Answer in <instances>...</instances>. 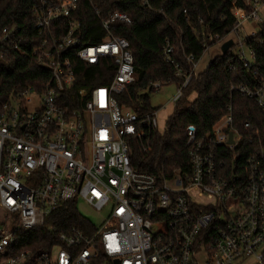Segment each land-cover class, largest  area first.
<instances>
[{"label": "built area", "instance_id": "2783aa9c", "mask_svg": "<svg viewBox=\"0 0 264 264\" xmlns=\"http://www.w3.org/2000/svg\"><path fill=\"white\" fill-rule=\"evenodd\" d=\"M36 1L40 42L31 55L48 79L42 90L27 87L0 103V264H199L200 255L204 264H264V143L240 161L242 134L233 125L231 101L209 133L198 136L192 125L186 127L187 177L159 180L134 169L130 141L143 142L157 129V109L137 114L116 98L134 82L135 71L129 42L108 31L130 18L108 13L101 22L107 34L84 44L74 17L79 0ZM234 3V27L202 45L205 51L232 40L228 51L254 79L230 85V94L252 100L264 115V70L246 44L255 30L243 28L261 21L264 0ZM9 32L2 28L0 42ZM172 51L166 43L164 60L178 82L155 81L150 91L173 84L175 105L199 58L186 55L184 70ZM84 65L111 68L113 74L105 83L87 84ZM72 200L96 211L107 207L108 213L90 233L46 223ZM43 228L44 248L22 247L26 233Z\"/></svg>", "mask_w": 264, "mask_h": 264}, {"label": "trees", "instance_id": "16d2710c", "mask_svg": "<svg viewBox=\"0 0 264 264\" xmlns=\"http://www.w3.org/2000/svg\"><path fill=\"white\" fill-rule=\"evenodd\" d=\"M233 0H79L74 17L81 22L84 44L100 42L107 33L102 20L111 12H123L130 23L115 22L109 33L124 37L129 42L133 58L135 80L116 96L118 103L137 114L150 112V88L155 81L174 80L173 65L164 60L163 47L169 43L171 58L184 70L189 69L186 55L195 60L204 52L202 43L209 36H223L235 25L231 13ZM243 6L244 0H234ZM36 0H0V36L2 28L10 32L0 42V103L8 95L31 87L43 89L48 71L39 66L31 50L39 44L40 36L34 28L33 9ZM211 44V43H209ZM254 52L255 63L264 70V20L255 34L246 39ZM83 66V65H82ZM86 83H105L113 74L111 68L84 65ZM254 76L241 69L231 50L220 53L201 72L192 75L182 97L173 107L162 133L157 130L140 142L130 141V163L136 170L154 175L157 179L170 178L179 173L189 175L186 127L192 125L198 136L210 132L213 123L224 113L231 101L233 125L242 134L237 152L243 161L253 148L264 143V115L256 104L238 94H230V85H250ZM193 95L191 100L188 99ZM249 127L245 128L244 123ZM59 230L70 227L90 233L93 224L78 211L76 201L61 203L46 219ZM43 229L26 233L22 247L44 248L40 238Z\"/></svg>", "mask_w": 264, "mask_h": 264}, {"label": "rangeland", "instance_id": "374dc122", "mask_svg": "<svg viewBox=\"0 0 264 264\" xmlns=\"http://www.w3.org/2000/svg\"><path fill=\"white\" fill-rule=\"evenodd\" d=\"M260 17L261 21L257 23H246L244 25L245 30L254 29L255 31L258 29L259 24L264 20V4L260 9ZM234 35H229L228 38H233ZM221 43H215L212 46L208 47L197 62V66L195 72H201L205 67L209 64L213 58L221 53L220 51ZM175 93V86L173 84H167L162 86L156 92H150L149 99L150 104L153 108L157 109V132L162 133L165 128V123L167 118L171 115L173 111V103L170 101L171 96ZM193 98V95L188 97L189 100ZM77 209L79 213L84 217L90 220L93 225H97L100 223V220L103 216L108 213V208H103L102 210L96 211L83 201L78 200L76 202ZM205 258L202 255L199 257V264H204Z\"/></svg>", "mask_w": 264, "mask_h": 264}, {"label": "water", "instance_id": "95a60500", "mask_svg": "<svg viewBox=\"0 0 264 264\" xmlns=\"http://www.w3.org/2000/svg\"><path fill=\"white\" fill-rule=\"evenodd\" d=\"M232 46V40L228 39L227 41L223 42L220 46V51L222 54L226 53L228 51V49ZM229 143H231V137L229 136Z\"/></svg>", "mask_w": 264, "mask_h": 264}]
</instances>
